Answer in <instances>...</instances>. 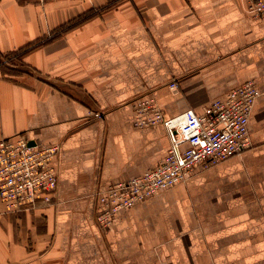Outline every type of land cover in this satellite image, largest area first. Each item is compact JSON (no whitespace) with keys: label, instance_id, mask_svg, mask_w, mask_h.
Segmentation results:
<instances>
[{"label":"crops","instance_id":"0c3cea01","mask_svg":"<svg viewBox=\"0 0 264 264\" xmlns=\"http://www.w3.org/2000/svg\"><path fill=\"white\" fill-rule=\"evenodd\" d=\"M42 38L29 71L0 70V139L59 144L57 188L31 211L0 202V264H264V17L240 0H0V57ZM250 80L249 148L98 226L94 194L169 147L136 101L200 115Z\"/></svg>","mask_w":264,"mask_h":264},{"label":"built area","instance_id":"2783aa9c","mask_svg":"<svg viewBox=\"0 0 264 264\" xmlns=\"http://www.w3.org/2000/svg\"><path fill=\"white\" fill-rule=\"evenodd\" d=\"M240 1L246 14L264 17V0ZM259 95L250 80L212 101L200 115L187 110L171 118L163 116L153 97L136 101L135 125L143 128L161 124L169 147L153 169L94 194L99 205L98 226L105 227L118 212L184 183L194 168L208 169L249 148L248 121ZM59 153V144L34 142L30 146L23 133L0 139V202L7 213L51 204L57 188L55 161Z\"/></svg>","mask_w":264,"mask_h":264},{"label":"rangeland","instance_id":"374dc122","mask_svg":"<svg viewBox=\"0 0 264 264\" xmlns=\"http://www.w3.org/2000/svg\"><path fill=\"white\" fill-rule=\"evenodd\" d=\"M67 28L66 30H68ZM43 42V38L37 42ZM14 66V67H12ZM0 70L6 73L16 74L27 72L29 69L21 62V56L19 53L8 54L0 57Z\"/></svg>","mask_w":264,"mask_h":264},{"label":"trees","instance_id":"16d2710c","mask_svg":"<svg viewBox=\"0 0 264 264\" xmlns=\"http://www.w3.org/2000/svg\"><path fill=\"white\" fill-rule=\"evenodd\" d=\"M65 28H66V29H67V28H70V26L68 25V26L65 27ZM45 41H48V40H44V39H43V42H42V43H41L40 41H39V42L36 41L35 43H31V44L25 46L24 48L20 49L17 53H19V56L22 57L24 54H26V53H28V52L34 50L36 47L42 45Z\"/></svg>","mask_w":264,"mask_h":264},{"label":"water","instance_id":"95a60500","mask_svg":"<svg viewBox=\"0 0 264 264\" xmlns=\"http://www.w3.org/2000/svg\"><path fill=\"white\" fill-rule=\"evenodd\" d=\"M34 144V142L33 141H29V145L31 146V145H33Z\"/></svg>","mask_w":264,"mask_h":264}]
</instances>
